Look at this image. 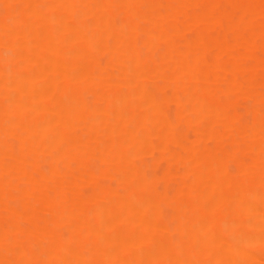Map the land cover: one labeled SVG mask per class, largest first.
<instances>
[{"label":"bare ground","instance_id":"1","mask_svg":"<svg viewBox=\"0 0 264 264\" xmlns=\"http://www.w3.org/2000/svg\"><path fill=\"white\" fill-rule=\"evenodd\" d=\"M260 2L0 0V261L261 264Z\"/></svg>","mask_w":264,"mask_h":264},{"label":"snow or ice","instance_id":"2","mask_svg":"<svg viewBox=\"0 0 264 264\" xmlns=\"http://www.w3.org/2000/svg\"><path fill=\"white\" fill-rule=\"evenodd\" d=\"M21 5L17 4H4V16H5V23L11 24L15 23L16 27L15 28H7L5 30V37H7L9 40L16 37V28H27L28 24L26 21H24L21 17L15 16L13 17L12 12L15 9L20 8ZM29 9L36 7L39 9H56V8H67V7H76L74 5L69 6V5H28L27 6ZM254 7V6H253ZM260 10H261V28L262 31H264V0H261L260 2ZM255 20L254 17L251 15H245L241 19L242 24H247V25H252L254 24ZM264 43V41H262ZM11 55V53H9ZM11 122V121H10ZM262 123H264V108H262ZM13 146H14V142ZM223 198L221 197L219 200L215 201H206L205 202V207L209 213L210 216H214L215 213L218 210H221L223 207L222 204ZM262 206H264V197H262ZM145 225H147L150 228L158 229L159 224L155 223L151 218H145L143 221ZM262 232H264V211H262ZM176 239L175 234L172 237V240L174 241ZM6 240L11 243V237H6ZM262 243H264V240H262ZM113 252L117 251V249H112ZM157 251L163 256H166L169 248H168V243L164 241H157L154 243L153 248L151 249V252L155 254ZM262 252H264V248H262ZM8 254L9 256H17L22 254V249L17 245L15 247H10L8 249ZM0 264H67L65 261H49V260H26V259H15V258H9L0 261ZM75 264H79V262H75ZM104 264H121L119 260H113V261H105ZM127 264V262H125ZM132 264H233L232 261H216L212 259L204 260V261H174L172 259H155L151 261H133ZM242 264H247V262H242ZM261 264H264V260L261 261Z\"/></svg>","mask_w":264,"mask_h":264},{"label":"rangeland","instance_id":"3","mask_svg":"<svg viewBox=\"0 0 264 264\" xmlns=\"http://www.w3.org/2000/svg\"><path fill=\"white\" fill-rule=\"evenodd\" d=\"M259 209H260V212H259V214H261V213H262V211H264V209H263L262 207H260Z\"/></svg>","mask_w":264,"mask_h":264}]
</instances>
